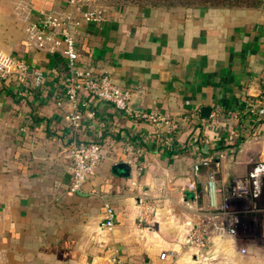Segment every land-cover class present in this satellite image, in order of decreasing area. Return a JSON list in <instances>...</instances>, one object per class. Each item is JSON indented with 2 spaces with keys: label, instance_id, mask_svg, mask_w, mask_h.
Masks as SVG:
<instances>
[{
  "label": "crops",
  "instance_id": "crops-1",
  "mask_svg": "<svg viewBox=\"0 0 264 264\" xmlns=\"http://www.w3.org/2000/svg\"><path fill=\"white\" fill-rule=\"evenodd\" d=\"M21 2L32 8L31 21L39 10L64 6V0H0V51L24 58L45 76L40 87L31 80L16 89L0 85V264H264L256 243L233 260L232 250L245 243L215 231L204 237L200 255L186 242L190 229L209 221L205 203L186 187L193 166L217 150L211 114L220 116L222 132H231L216 175L219 187L246 176L259 153L248 142L257 117L241 107L264 95L263 4L170 11L83 6L100 7L104 17L76 28L81 65L121 88L140 89L130 110L166 115L178 130L168 148L151 125L82 95L77 139L101 144L102 159L81 191L71 193L65 146L74 137L63 101L65 59L28 43L27 23L14 11ZM203 107L211 109L208 119ZM111 133L140 138L138 151L127 155V140L115 142ZM206 173L203 168L197 177L200 189ZM106 204L115 215L111 230L102 225ZM161 253H174L176 260L161 261Z\"/></svg>",
  "mask_w": 264,
  "mask_h": 264
},
{
  "label": "built area",
  "instance_id": "built-area-1",
  "mask_svg": "<svg viewBox=\"0 0 264 264\" xmlns=\"http://www.w3.org/2000/svg\"><path fill=\"white\" fill-rule=\"evenodd\" d=\"M14 11L27 23L25 34L30 45L49 55L60 51L65 59V73L62 78L63 101L69 108L67 128L74 137L65 146V153L70 162L68 170L71 193L81 191L102 159L101 144L86 143L77 139L82 129V108H86L80 100L82 95L107 103L134 121L151 125L155 129L154 136L157 140H161L168 148L173 147L175 133L178 130V124L174 119L155 111L132 112L128 106L130 97L140 89L121 88L107 75H96L79 62L76 28L84 23L102 21L104 13L100 7L85 11L77 0H64L61 10H39L35 12L36 18L32 21L30 6L21 2L16 5ZM27 80H31L35 87H40L45 81V76L41 71L32 69L24 58L0 51V85L16 89ZM56 104L60 106L61 102L58 101ZM245 107L250 115L257 109L255 105L249 104V101ZM90 115L94 116V113L90 112ZM256 117L259 121L251 129L248 142L259 145L261 150L246 176L235 179L228 188H222L217 183L216 175L220 161L228 153L225 150L229 149V146L225 140L231 136V132L227 131L226 134L225 131L222 132L223 123L220 116L218 113L211 114L212 126L218 130L217 150L214 155L200 159L193 166V180L186 187L194 199L205 203L203 206L209 213V221L197 229L188 231L186 242L196 249L199 255L204 248V237L209 230L244 242L246 247L243 246L239 250L241 256L249 253L250 245L256 243V247H260L264 242V105L260 107ZM194 141L193 137L191 142ZM123 151L130 155L134 153V148L131 144L125 143ZM203 168L207 169L206 184L200 189L197 186V177ZM104 208L102 225L111 230L115 215L110 205L106 204ZM143 214H145L143 219L149 223V213ZM159 258L161 261L176 260L174 253H161ZM114 264L126 263L115 260Z\"/></svg>",
  "mask_w": 264,
  "mask_h": 264
},
{
  "label": "trees",
  "instance_id": "trees-1",
  "mask_svg": "<svg viewBox=\"0 0 264 264\" xmlns=\"http://www.w3.org/2000/svg\"><path fill=\"white\" fill-rule=\"evenodd\" d=\"M80 6L96 7V6H108V7H126L132 6L139 9H163V10H175V9H255L264 4V0H77ZM249 104L255 105L252 116L256 115L262 105H264V95L258 97L247 98ZM241 111H248L243 106ZM258 120V118H257ZM259 121V120H258ZM247 121H243V128L247 132ZM248 134L252 133L248 131ZM247 134V133H246ZM110 138L115 142L120 139H126L125 143L131 144L135 152L138 151V146L134 145L135 141L140 138H132L124 136L120 133H111ZM123 137V138H122ZM162 142V141H161ZM136 144V143H135Z\"/></svg>",
  "mask_w": 264,
  "mask_h": 264
},
{
  "label": "water",
  "instance_id": "water-1",
  "mask_svg": "<svg viewBox=\"0 0 264 264\" xmlns=\"http://www.w3.org/2000/svg\"><path fill=\"white\" fill-rule=\"evenodd\" d=\"M262 9H264V4L262 5ZM135 94H132L131 97H130V100L132 99V97L134 96ZM130 103V102H129ZM129 103H128V106H129ZM130 108V107H129ZM200 113H201V116L204 118V119H208L209 116H210V113H211V109L208 108V107H203L200 109Z\"/></svg>",
  "mask_w": 264,
  "mask_h": 264
},
{
  "label": "clouds",
  "instance_id": "clouds-1",
  "mask_svg": "<svg viewBox=\"0 0 264 264\" xmlns=\"http://www.w3.org/2000/svg\"><path fill=\"white\" fill-rule=\"evenodd\" d=\"M239 254H240V253H239V248L236 247V248H234V249L232 250L231 258H232L233 260H236V259H238Z\"/></svg>",
  "mask_w": 264,
  "mask_h": 264
},
{
  "label": "rangeland",
  "instance_id": "rangeland-1",
  "mask_svg": "<svg viewBox=\"0 0 264 264\" xmlns=\"http://www.w3.org/2000/svg\"><path fill=\"white\" fill-rule=\"evenodd\" d=\"M23 3V2H22ZM259 148V152L261 150V147L259 145H256ZM258 150V149H257ZM260 247L262 248V250H264V242L261 243Z\"/></svg>",
  "mask_w": 264,
  "mask_h": 264
}]
</instances>
